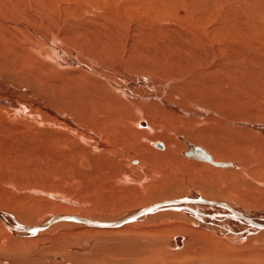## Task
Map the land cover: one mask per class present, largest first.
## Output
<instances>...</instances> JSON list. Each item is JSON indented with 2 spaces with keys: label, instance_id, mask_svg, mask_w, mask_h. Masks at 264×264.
Wrapping results in <instances>:
<instances>
[{
  "label": "rangeland",
  "instance_id": "374dc122",
  "mask_svg": "<svg viewBox=\"0 0 264 264\" xmlns=\"http://www.w3.org/2000/svg\"><path fill=\"white\" fill-rule=\"evenodd\" d=\"M21 21L24 23L22 24ZM0 29V51L2 50L0 59L3 60L0 62V71H4L0 72V98L5 95L4 98L8 96L7 98L13 104L22 106L29 104L27 106L29 112H27L32 113L28 114L19 110L18 114H15L12 113L14 109L6 111L7 109L0 104V109L3 108L0 111L1 210L8 212L27 226L40 224L53 215L68 213L101 221L106 219L115 221L131 211L147 207L151 203L155 204L159 200L174 199L175 196H172L153 201V195L155 197L157 193L161 195L172 187L171 189L175 188L174 190L182 193L175 198L189 194L192 189L215 201L242 207L244 211L251 212L257 218L262 216L260 214L264 213V185H259L255 180L264 183V163H258V166L256 164L250 169L257 171L260 175L250 176L248 180L247 176L240 172L239 177L236 173L213 169L208 165H206L208 167H198L197 162L187 161L183 157L181 152L185 151L184 147L177 145L175 146L177 156H174V162L171 163L166 159L162 161V158L160 160L154 157L151 167L146 166L144 170L138 171L130 162L120 160L122 159L120 155L124 153V156L129 157L128 159L131 156L140 158L148 155L139 149L135 151V148H128L132 142V133L131 140L128 139L127 142L115 136L117 143L115 140H110L112 145L109 143L111 145L109 146L117 150L120 155H115L117 152L113 150L111 153L108 149L106 151V148L93 147L97 144V140L109 141L104 134H108L110 129L117 126L119 115L133 109L129 102L122 108L109 104L106 92L93 79L102 80V72L113 81L121 78L129 81L131 78L147 77L150 80L148 85L155 88L157 85L159 88L164 87L159 92L162 95L159 99L163 97L173 103L177 101L178 103L175 102L174 106L177 104L192 112L188 113L186 118L184 116V119L199 120L200 124H197L194 130H190L193 135L196 134L192 140L199 143V146L206 148L212 154L220 155L221 161L243 164L247 163L246 158L252 162L256 161L260 157L257 158V153L250 147L251 145L246 144L243 145L244 147L234 145L224 124L232 126L231 128L249 121L264 124V0H13V2L0 0ZM16 29L20 30H18L19 33ZM21 29L24 30L21 32ZM27 30L28 33H26ZM50 33H52L51 36ZM24 34L28 37H23ZM63 35L68 37L65 36V38ZM29 36L36 38L35 40L27 39ZM34 48L39 49L36 51ZM58 49L62 54L65 52L73 56V58L66 56L70 59L69 63L67 59L66 61L59 59V64H62L64 69L57 64L58 61L51 59L52 56H41V52L57 54ZM50 50L53 51L50 52ZM16 51L20 53L22 51V53H16ZM31 52L40 56L37 57ZM13 59L23 66L19 67ZM10 61L14 66H8L11 64ZM1 63L2 66L4 63L3 70ZM59 66L63 70H60ZM8 68L10 70L5 72ZM46 79L52 80V83L47 82ZM58 79L60 83L56 82ZM55 82L58 84L56 85ZM60 87H65V90ZM138 90L142 92L140 94L143 95L142 98H145V104L155 102L157 99L156 96L146 95L148 92L142 85L138 86ZM24 91H28V94ZM57 95L61 99L57 98ZM63 98L66 99L64 102ZM51 99H56L53 104ZM57 100L58 103H55ZM74 104L78 105L73 107ZM61 106L62 111L59 110ZM32 107L33 110L37 108L36 112L32 110ZM194 112L202 117L194 115ZM65 113L68 114L65 115ZM213 117L218 123L215 120L209 122V119ZM217 118H220L219 121ZM233 119V122L229 121ZM174 122L177 123L178 120L169 118L160 120L158 123L167 131V133H160L174 137L168 133L169 129L175 128ZM211 127L219 131L209 132V129L213 130ZM198 129L204 131L197 132ZM173 131L176 132V130ZM179 131L184 133L183 130ZM83 134L86 138L89 137L90 141L84 142L83 138H80ZM74 137L77 139L74 140ZM126 152L131 154L128 155ZM83 157L86 160H82ZM122 168L134 171V173L129 172L132 183H120V179H123V175L119 173ZM146 176L150 179H146ZM111 178L115 180V184ZM235 178L242 180L235 182ZM244 181L252 184L250 188L241 185ZM124 185L126 189L116 191L120 186L125 188ZM31 189L36 190L37 193H29ZM45 192L70 198L63 200L64 198L61 199L62 197H57L55 194L53 198H48L43 195ZM175 213L166 212L164 216L161 214L160 218L157 217L158 220L154 217L140 222L141 224L137 223L121 230L107 232L88 231L83 228L81 230L76 225L62 224L51 234L42 235L33 240L27 239L23 244L18 242L14 245H11V239L14 240L16 236L13 233L9 234L0 222V264L4 260L9 264H67L62 260L56 261L55 257L65 259L70 262L68 264H167L166 262L168 264H264V234L256 233L257 235L253 237L234 242L221 235L220 237L218 233L221 231L218 230L201 228V231H197L198 227L192 224L191 217ZM225 221H223L225 227L236 226L234 229L238 231L244 228L241 225V228L239 225H234L232 220L225 219ZM230 222L231 225H229ZM143 229L146 232H143ZM178 235L186 239V249L182 248L183 250L173 252L167 244ZM194 237L206 243V246L193 247L191 240ZM139 245L144 249L138 247ZM159 245H161L160 248ZM161 247H164L166 252ZM187 249L192 250L193 253L185 256L183 253ZM159 253L161 256H157ZM177 254L178 257H176ZM168 256L171 258L173 256V259ZM81 259H84V262Z\"/></svg>",
  "mask_w": 264,
  "mask_h": 264
},
{
  "label": "bare ground",
  "instance_id": "6f19581e",
  "mask_svg": "<svg viewBox=\"0 0 264 264\" xmlns=\"http://www.w3.org/2000/svg\"><path fill=\"white\" fill-rule=\"evenodd\" d=\"M6 2V1H5ZM4 2V3H5ZM12 2H13V0H12ZM8 3H9V1H8ZM2 4V3H1ZM8 5V4H7ZM6 5V6H7ZM9 5H11V4H9ZM9 7V6H8ZM10 8V7H9ZM9 10V9H8ZM10 15H12V14H10ZM10 18V17H9ZM14 17H12V19H13ZM17 18V17H16ZM25 20V19H24ZM24 20H22V21H24ZM14 21H15V19H14ZM17 21V20H16ZM22 21H21V23H22ZM19 22H20V20H19ZM24 23V22H23ZM22 23V24H23ZM36 23V22H35ZM38 23V22H37ZM15 26V25H14ZM30 26V25H29ZM25 27V26H24ZM29 28H31V27H29ZM29 28H28V30H29ZM6 29V28H5ZM12 30V29H11ZM17 30V29H16ZM19 30V29H18ZM17 30V31H18ZM24 30V29H23ZM22 29H21V32L23 31ZM28 30H27V32L26 33H28ZM0 31H1V29H0ZM20 31V30H19ZM19 31H18V33H19ZM32 31V30H31ZM41 31H42V29H41ZM7 32V31H6ZM30 32V31H29ZM4 33V32H3ZM32 33V32H31ZM31 33H30V36H31ZM42 33V32H41ZM44 33H45V31H44ZM68 33V32H67ZM6 34V33H5ZM40 34V33H39ZM46 34V33H45ZM44 34V35H45ZM51 34L52 33H50V36H51ZM57 34V33H56ZM8 35V34H7ZM25 35V34H24ZM42 35V34H41ZM54 35V34H53ZM53 35H52V38H53ZM6 36V35H5ZM9 36V35H8ZM20 36H22V35H20ZM27 35H25V36H23V37H26ZM29 36V38H27V39H30V38H32L33 37V35H32V37H30ZM46 36V35H45ZM57 36V35H56ZM64 36V35H63ZM62 36V37H63ZM66 36V35H65ZM64 36V37H65ZM10 37V36H9ZM8 37V38H9ZM28 37V36H27ZM49 37V36H48ZM66 37H68V35L66 36ZM65 37V38H66ZM2 38V37H1ZM35 38L36 37H34V38H32V39H34L35 40ZM42 38V37H41ZM47 38V37H46ZM45 38V39H46ZM48 39V38H47ZM50 39V38H49ZM72 39V38H71ZM70 39V40H71ZM74 39H75V37H74ZM5 40V39H4ZM38 40V39H37ZM1 41H3L2 39H1ZM7 41V40H6ZM12 41V40H11ZM30 41V40H29ZM49 41H52V40H49ZM72 41H74V40H72ZM26 42V41H25ZM30 42H33V40L32 41H30ZM40 42H42V41H40ZM76 42V41H75ZM37 43V42H36ZM39 43V42H38ZM37 43V44H38ZM62 43V42H61ZM60 43V44H61ZM67 43V42H66ZM11 44H13V42H11ZM16 44V43H15ZM20 44V43H19ZM30 43H28V45H29ZM40 44V43H39ZM43 44V43H42ZM48 44V43H47ZM57 44V43H56ZM65 44V43H64ZM63 44V45H64ZM70 44H72V42H70ZM77 44V43H76ZM26 44H24V46H25ZM31 45V44H30ZM35 45V44H34ZM41 45V44H40ZM68 45V44H67ZM6 46H8V45H6ZM11 46V45H10ZM14 46V45H13ZM33 46V45H32ZM41 46H43V45H41ZM54 46V45H53ZM22 47V46H21ZM20 47V48H21ZM28 47H30V46H28ZM45 47V46H44ZM44 47H43V49H44ZM47 47V46H46ZM56 47H57V45H56ZM63 47V46H62ZM67 47V46H66ZM84 47V46H83ZM82 47V48H83ZM10 48H12V47H10ZM32 48V47H31ZM8 49V48H7ZM15 49V48H14ZM16 49H18V48H16ZM34 49H36V48H34ZM39 49V48H38ZM38 49H36V51L38 50ZM54 49V48H53ZM85 49V48H84ZM94 49V48H93ZM22 50V49H21ZM25 50V49H24ZM28 50V49H27ZM40 50H42V48L40 49ZM44 50H46V49H44ZM55 50V49H54ZM90 50V49H89ZM2 51V50H1ZM0 51V52H1ZM5 51V50H4ZM10 51H13V50H10ZM19 51V50H18ZM29 51H30V49H29ZM49 51V50H48ZM53 51V50H52ZM51 50H50V52H52ZM76 51H77V48H76ZM87 51H88V49H87ZM86 51V52H87ZM92 51V50H91ZM6 52V51H5ZM24 53L26 52V51H23ZM38 52H40V51H38ZM75 52V51H74ZM94 52V51H93ZM7 53V52H6ZM16 53H20V52H17L16 51ZM21 53H22V51H21ZM20 53V54H21ZM32 54H35V52H31ZM42 53V55L41 56H49V57H51L52 56V58L51 59H54V61H58V65H61V67H62V64H59V59H63V60H65L66 61V56H68V57H72L73 58V56H71V55H69V54H66L65 52H64V54H62V52L61 51H59V49H58V53L56 54V53H53V54H51V53H49V52H46V53H44L43 54V52H41ZM81 53H82V51H81ZM84 53H85V50H84ZM87 53H89V52H87ZM10 54V53H9ZM15 54V53H14ZM19 54V55H20ZM77 54V53H76ZM3 55V54H2ZM8 55V54H7ZM11 55H12V53H11ZM18 55V56H19ZM26 55V54H25ZM37 57H39L40 55L38 54H35ZM89 55V54H88ZM91 55H93L92 53H91ZM6 56V55H5ZM5 56H4V59H5ZM15 56H17V55H15ZM14 56V57H15ZM24 56V55H23ZM36 56H34V57H36ZM83 56V55H82ZM87 56V55H86ZM1 57V56H0ZM22 57V56H21ZM26 57H27V55H26ZM33 57V58H34ZM36 57V58H37ZM88 57V56H87ZM32 58V59H33ZM46 58V57H45ZM74 58L76 59V56H74ZM92 58V57H91ZM7 59V58H6ZM11 59V58H10ZM29 59H30V57H29ZM40 59V58H39ZM47 59V58H46ZM16 60H17V58H16ZM31 60V59H30ZM29 60V61H30ZM34 60H35V58H34ZM37 60V59H36ZM41 60V59H40ZM87 60V59H86ZM85 60V61H86ZM1 61H3V60H1L0 59V62ZM5 62H6V60H4ZM8 61H9V59H8ZM13 61H14V59H13ZM18 62H19V60H17ZM17 61H14V63L16 62L17 63ZM23 61V60H22ZM26 61V60H25ZM32 61V60H31ZM37 61H39V60H37ZM42 61V60H41ZM47 61V60H46ZM46 61H45V63H46ZM77 61V60H76ZM79 61V60H78ZM11 62V61H10ZM33 62V61H32ZM67 62L69 63L70 62V59L68 58L67 59ZM74 62V61H73ZM90 62V61H89ZM99 62H101V61H99ZM8 63V62H7ZM22 63V62H21ZM24 63V62H23ZM30 63V62H29ZM28 63V64H29ZM52 63H53V60H52ZM61 63H64V62H61ZM86 63V62H85ZM18 64V66L20 67V66H23V65H19V63H17ZM17 64H16V66H17ZM31 64V63H30ZM40 64V63H39ZM56 64V63H55ZM56 64V65H57ZM91 64H93V63H91ZM103 64V63H102ZM9 65H13L14 66V64H12V62H11V64H8V66ZM25 65V64H24ZM33 65V64H32ZM41 65V64H40ZM44 65V64H43ZM49 65H52V64H49ZM105 65H107V64H105ZM1 66H2V63H1ZM5 66H6V68H7V65L5 64ZM42 66V65H41ZM53 66H54V64H53ZM70 66V65H69ZM89 66H90V63H89ZM3 67H4V63H3V66L1 67V69L3 70ZM46 67H48V66H46ZM49 67H51V66H49ZM56 67V66H55ZM54 67V68H55ZM60 67V66H59ZM58 67V68H59ZM60 67V70H63L65 67H62L61 68ZM78 67H79V65H78ZM94 67V66H93ZM102 67V66H101ZM100 67V68H101ZM11 68H13V69H16L15 67H12L11 66ZM57 68V67H56ZM73 68H75V67H73ZM79 68H81V66L79 67ZM112 68V67H111ZM119 68V67H118ZM46 69V68H45ZM50 69V68H49ZM48 69V70H49ZM89 69V68H88ZM92 69V68H91ZM97 69H98V67H97ZM103 69H105L104 67H103ZM7 70H10L9 68L8 69H5V72L7 71ZM30 70V69H29ZM68 70H69V68H68ZM74 70V69H73ZM77 70V69H76ZM80 69H78V71H79ZM110 70V69H109ZM72 71V70H71ZM75 71V70H74ZM81 71V70H80ZM122 71V70H121ZM212 71V70H211ZM0 72H4V71H0ZM39 72V71H38ZM68 72H70V70L68 71ZM73 72V71H72ZM84 72H85V70H84ZM60 74H61V71L59 72ZM59 73H58V75H59ZM63 73V72H62ZM77 73V72H76ZM80 73H82V72H80ZM113 73V72H112ZM124 73V72H123ZM135 73V72H134ZM64 74V73H63ZM77 74H79V73H77ZM86 74V73H85ZM92 74V73H91ZM114 74V73H113ZM8 75V74H7ZM53 75H55L54 73H53ZM70 75H73L72 73H70ZM80 75V74H79ZM101 75H103V79L101 80V79H93V81H95V83L96 84H98V85H100L101 87H102V90L104 91V92H106V95H107V97H108V99H107V101L109 102V104L111 103L112 105H114V106H117V107H120V108H122V107H126V105H127V102H129L131 105L130 106H132L133 107V109L131 110V111H128V113H126V114H122V115H119V118L117 119L118 121H117V126H114L113 127V129L111 130H109L110 132L108 133V134H104V135H106V137L108 138V140L109 141H107V142H104L103 140L102 141H100V140H97V144L95 145V146H93V147H95V148H97V149H105L106 148V151H107V149L111 152L113 149H111V145H112V143L110 142V140H115V142L117 141L118 142V140H116V138L115 137H118L119 138V140L120 139H122V141H124V142H127V141H129L128 139H130V136H131V133H132V135H133V138H131L130 140L132 141H130L131 143H130V146H128V148H135L136 150L135 151H143V152H146L148 155H146V157H137V156H131V158L130 159H128L127 158V156H124V154H122V155H120L119 153H118V151L116 150H113V151H115V152H117V153H115V155H120V157H122V159H120V160H124V161H126V162H130L131 163V165H133L134 166V169H136V170H138L139 171V169H142V170H144V168L146 167V166H150L151 167V163H152V158L154 159V157H156L155 159H157V158H162V161H164L165 159H166V161H169V162H171L172 163V161L175 159L174 158V156H177V151H176V147L175 146H179V147H184V149L183 150H185V151H183V152H181V154L183 155V157L185 158V159H187V161L188 160H192V161H194V162H197L198 164H196V166H206V165H208V166H210V167H212L213 169H217V170H228V171H230L232 174H240V173H243V174H245L246 176H247V179L249 180V177L251 176H253L254 177V175H256L257 176V174H258V172L257 171H251L250 169H252V167H254V166H256V164H257V166H258V163H260V164H262V163H264V124L262 125V124H258L257 122H254V121H251V122H253V123H251L249 120V122H244L243 124H237L236 126H235V128L237 127V129H235V128H231L230 126H228V125H226V124H224L225 125V127H226V130H227V132H228V134H229V136H231V137H229V138H231V139H233L232 141H233V143H234V145L236 144V145H240L239 147H244L243 145H246L247 144V146H250L251 148H253V150L255 151V153H257V158L258 157H260L258 160H256V161H251V160H248L247 158H246V161H247V163L246 164H243L242 162L240 163V162H233V161H221V158L222 157H220V155L218 156L217 154H212V153H210L206 148H204V147H201V146H199V143H196L194 140H192V138L194 137V136H196V134L195 135H193L192 134V130L191 129H193L194 127H196L197 126V124H200V122H199V120L198 119H196V120H198V121H195V119L194 118H187V119H184V118H186V115L188 114V113H192L190 110H188V109H184V108H181L179 105H177L176 104V106H174L175 104V102H177V101H175L174 103L173 102H171L168 98L167 99H164L163 97H161V99H159L160 98V96H162V95H160L159 94V92H161L162 91V89H164V87L162 86V87H160L159 88V86L157 85V88H155L154 86H151V85H148L147 83H148V81L150 82V80H148V78L147 77H142V79H130L129 81H127V80H124V79H117V80H119V81H113V80H111L110 79V77L109 76H107L105 73H103L102 72V74ZM66 76V75H65ZM76 77H77V75H75ZM80 76H82V75H80ZM85 76V75H84ZM49 77V76H48ZM56 78H58V76H55ZM127 77V76H126ZM46 78H47V76H46ZM59 78H63V77H59ZM69 78V77H68ZM78 78H79V76H78ZM34 79V78H33ZM52 79V78H51ZM64 79V78H63ZM76 79V78H75ZM127 79V78H126ZM56 80V79H55ZM60 80H62V79H60ZM5 81V80H4ZM46 81H47V79H46ZM49 81H51V83H52V80H48L47 82H49ZM59 81V79L56 81V82H58ZM56 82H55V84H56ZM50 83V82H49ZM49 83H47V84H49ZM59 83H60V81H59ZM22 84V83H21ZM46 84V83H45ZM58 84V83H57ZM56 84V85H57ZM41 85V84H40ZM143 86L144 88H145V90H146V92H148V93H146V95H148L149 97H154V96H156L157 97V99L155 100V102H151V103H148V104H145L144 103V99L145 98H142V94H140V90H138V86ZM160 85V84H159ZM64 86H65V84H64ZM71 86V85H70ZM8 87H10V86H8ZM90 87V86H89ZM48 88V87H47ZM61 88V87H60ZM65 88V87H64ZM64 88H61V89H64ZM71 88V87H70ZM94 88V87H93ZM51 89H52V87H51ZM61 89H60V91H61ZM90 89V88H89ZM4 90V89H3ZM25 91H26V89H24ZM58 90V89H57ZM65 90V89H64ZM12 91H13V89H12ZM24 91V92H25ZM181 91V90H180ZM22 92H23V89H22ZM28 92V91H27ZM27 92H25V93H27ZM30 92V91H29ZM63 92V91H62ZM72 92H73V90H72ZM85 92H86V90H85ZM15 93H17V92H15ZM46 93H48V92H46ZM45 93V94H46ZM52 93H54V92H52ZM56 93H59V92H56ZM76 93V92H75ZM87 93V92H86ZM142 93V92H141ZM143 93H145V92H143ZM28 94V93H27ZM29 94H31V92L29 93ZM74 94V93H73ZM0 95H1V93H0ZM12 95H13V92H12ZM18 95V94H17ZM175 95V94H174ZM5 96V95H4ZM4 96L2 95L1 96V98H0V104L3 106V108L4 109H7L6 111H10V110H8V109H14V111H12V113L14 112L15 114H18V112L17 111H19V110H21L22 112H27L28 110H29V108L27 107L28 105H26V106H22L21 104H19V105H21V106H19V105H16V103L15 104H13L12 103V101L9 99V98H4ZM47 96V95H46ZM56 96V95H55ZM58 97L57 98H60L59 97V95H57ZM67 96V95H66ZM73 96V95H72ZM78 96V95H77ZM173 96V95H172ZM3 97V98H2ZM14 97H16V96H14ZM17 97H19V96H17ZM20 97H21V94H20ZM36 97V96H35ZM49 97V96H48ZM50 97H51V94H50ZM65 97V96H64ZM79 97V96H78ZM82 97V96H81ZM185 97V96H184ZM40 98V97H39ZM44 98V97H43ZM22 99V98H21ZM35 99V98H34ZM61 99V98H60ZM177 99H178V97H177ZM19 100V99H18ZM52 100V99H51ZM56 99H54V100H52V104H53V101H55ZM64 100H66V99H64L63 98V102H64ZM70 100H72L71 98H70ZM20 101V100H19ZM24 101V100H23ZM36 101V100H35ZM43 101V100H42ZM59 101H61V100H59ZM78 101H80V100H78ZM173 101V100H172ZM32 102V101H31ZM44 102H47L48 103V101H44ZM72 102V101H71ZM80 102H82V101H80ZM79 102V103H80ZM85 102V101H84ZM21 103V102H20ZM34 103V102H33ZM36 103V102H35ZM55 103H58V100H57V102H55ZM55 103H54V105H55ZM60 103V102H59ZM66 103H68V102H66ZM70 103V102H69ZM78 103V104H79ZM178 103V102H177ZM22 104H24V102L22 103ZM77 104V105H78ZM36 105V104H35ZM61 105H63V104H61ZM65 105V104H64ZM63 105V106H64ZM76 105V106H77ZM196 105V104H195ZM39 106V105H38ZM43 106V105H42ZM58 106V105H57ZM71 106V105H70ZM75 106V104L73 105V107ZM75 106V107H76ZM30 107V106H29ZM41 107V106H40ZM40 107H38V108H40ZM48 107V106H47ZM3 108H1L0 109V111H2V109ZM44 108V107H43ZM42 108V109H43ZM48 108H50V107H48ZM60 108V107H59ZM47 109V108H46ZM183 109V110H182ZM32 110H33V107H32ZM35 110V109H34ZM33 110V111H34ZM36 110H37V108H36ZM36 110H35V112H36ZM44 110V109H43ZM48 110V109H47ZM50 110V109H49ZM57 110V109H56ZM55 110V111H56ZM60 111H62V106H61V109H59ZM65 110V109H64ZM68 111H69V109H67ZM71 110V109H70ZM82 110V109H81ZM32 111V112H33ZM51 111V110H50ZM54 111V110H53ZM202 112H204L203 110H201ZM17 112V113H16ZM29 112V111H28ZM27 112V113H28ZM31 112V111H30ZM57 112V114H58V111H56ZM64 112V111H63ZM62 112V113H63ZM67 112V111H66ZM113 112V111H112ZM26 113V114H27ZM34 113V112H33ZM116 113V112H115ZM205 114H207L206 112H204ZM9 114H11V112L9 113ZM25 114V115H26ZM28 114H32V113H28ZM59 114H60V112H59ZM66 114H68V113H65V115ZM114 114V113H113ZM195 114H197V115H199L200 116V114H198V113H196V112H194V115ZM19 115H20V113H19ZM24 115V114H23ZM63 115V114H62ZM11 116V115H10ZM27 116V115H26ZM185 116V117H184ZM4 117V116H3ZM21 117V116H20ZM66 117V116H65ZM69 117H70V115H69ZM71 117H73V116H71ZM184 117V118H183ZM200 117H202V116H200ZM212 117V116H211ZM30 118V117H29ZM55 118V117H54ZM74 118V117H73ZM115 118V117H114ZM164 118H169V119H173V120H178V122L176 123V122H174L173 124H174V126H175V128L173 129V130H176V132L175 131H173L172 129H169V131H168V133L170 134V135H173L174 137H168L166 134H161L162 132H165V133H167V131L165 130L166 128L164 127V126H162V125H160L158 122L160 121V120H162V119H164ZM207 119V118H206ZM209 119V118H208ZM219 119L220 118H217V120L219 121ZM31 120V119H30ZM34 120V119H33ZM42 120V119H41ZM211 120H215V117H213V118H211V119H209V122L211 121ZM63 121H65V120H63ZM158 121V122H157ZM216 121V120H215ZM228 121V120H227ZM229 121H231V122H233L234 121V119L233 120H229ZM5 122V121H4ZM8 122V121H7ZM29 122V121H28ZM68 122H70V120L68 121ZM163 122H164V120H163ZM217 122V121H216ZM243 122V121H242ZM264 122V121H263ZM263 122H260V123H263ZM6 123V122H5ZM93 123V122H92ZM201 123H203V121L201 122ZM214 123V122H213ZM218 123V122H217ZM235 123V122H234ZM237 123V122H236ZM20 124H21V122H20ZM64 124V123H63ZM67 124V123H66ZM95 124V123H94ZM97 124V123H96ZM215 124V123H214ZM68 125V124H67ZM72 125V124H71ZM74 125V124H73ZM93 125V124H92ZM167 125V124H166ZM220 125V124H219ZM218 125V126H219ZM37 126V125H36ZM69 126V125H68ZM75 126V125H74ZM77 126V125H76ZM79 126V125H78ZM82 126V125H81ZM180 126V128L178 129V127ZM217 126V125H216ZM217 126V127H218ZM18 127V126H17ZM70 127V126H69ZM89 127V126H88ZM91 127V126H90ZM94 127V126H93ZM173 127V126H172ZM223 127V126H222ZM238 127H240L239 129H238ZM73 128V127H72ZM78 128V131H79V127H77ZM81 128V127H80ZM83 128V127H82ZM95 128V127H94ZM212 128V127H211ZM57 129V128H56ZM91 129V128H90ZM89 129V130H90ZM195 129V128H194ZM193 129V130H194ZM205 129V128H204ZM213 130H211V129H207L209 132L210 131H212V132H214V131H217L218 129L216 128H212ZM66 130V129H65ZM74 130V129H73ZM81 130V129H80ZM87 129H85V131H86ZM103 130V129H102ZM171 130V131H170ZM179 130H183L184 131V133H181L182 131H179ZM191 130V131H190ZM223 130V129H222ZM66 131H68V130H66ZM95 131V130H94ZM104 131V130H103ZM179 131V132H178ZM199 131H204V130H197V132H199ZM205 131H206V129H205ZM208 131H206V132H208ZM219 131V130H218ZM79 132H81V131H79ZM78 132V133H79ZM161 132V133H160ZM175 132V133H174ZM185 132H187V133H185ZM211 132V133H212ZM70 133V132H69ZM68 133V134H69ZM74 133V132H73ZM88 133V132H87ZM96 133V132H95ZM104 133V132H103ZM196 133V132H195ZM215 133V132H214ZM223 133V132H222ZM77 134V133H76ZM220 133L218 132V135H219ZM9 135V134H8ZM45 135H47V134H45ZM71 135V134H70ZM218 135H215V136H218ZM233 135V136H232ZM75 136V135H74ZM101 136V135H100ZM115 136V137H114ZM211 136V135H210ZM62 137V136H61ZM60 137V138H61ZM66 137V136H65ZM73 137V136H72ZM76 137V136H75ZM74 137V140L75 139H77V138H75ZM93 137V136H92ZM123 137V138H122ZM214 137V136H213ZM225 137H227L226 135H225ZM225 137H223V139H225ZM38 138V137H37ZM47 138H49V137H47ZM59 138V139H60ZM67 138H69V137H67ZM81 139L83 138V140H84V142H86V141H90L89 140V137L88 138H86L85 136H84V134L80 137ZM219 138V137H218ZM40 139V138H39ZM62 139V138H61ZM66 139V138H65ZM215 139V138H214ZM227 139V138H226ZM230 139V140H231ZM41 140V139H40ZM44 140V139H43ZM79 140V139H78ZM93 140V139H92ZM218 140V139H217ZM63 141H64V139H63ZM71 141V140H70ZM73 141V140H72ZM71 141V142H72ZM80 141V140H79ZM162 141V142H161ZM164 141V142H163ZM67 142V141H66ZM116 142V143H117ZM80 143V142H79ZM88 143V142H87ZM96 143V142H95ZM109 143H111V145L109 144ZM70 144V143H69ZM82 144V143H81ZM85 144V143H84ZM113 144H114V141H113ZM123 144V143H122ZM47 145H49V144H47ZM71 145V144H70ZM88 145V144H87ZM110 145V146H109ZM180 145H183V146H180ZM44 146H46V145H44ZM43 146V147H44ZM49 146H51V145H49ZM69 146V145H68ZM78 146V145H77ZM86 146V145H85ZM113 146H115V145H113ZM116 146H117V144H116ZM115 146V147H116ZM119 146H120V144H119ZM65 147V146H64ZM82 147V146H81ZM91 147V146H90ZM93 147H92V149H93ZM123 147V146H122ZM152 147V148H151ZM172 147H173V149H172ZM45 148V147H44ZM118 148V147H117ZM125 148H127V147H125ZM125 148H124V150H125ZM127 148V150H129ZM154 148V149H153ZM210 148V147H209ZM212 148V147H211ZM248 148V147H247ZM78 149H79V147H78ZM120 149V148H119ZM139 149V150H138ZM156 149V150H155ZM198 149H201L202 151L204 150V154H196V155H194V152L195 153H198L197 151H195V150H198ZM46 150V149H45ZM56 150V149H55ZM54 150V151H55ZM91 150V149H90ZM209 150H211V149H209ZM83 151H85V150H83ZM87 151V150H86ZM85 151V152H86ZM108 151V152H109ZM122 151V150H121ZM135 151H131V152H135ZM109 152V153H110ZM142 152V153H143ZM206 152V153H205ZM212 152V151H211ZM87 153H89V152H87ZM112 153V152H111ZM127 153V152H126ZM63 154V153H62ZM70 154V153H69ZM128 155L129 154H131L130 152L129 153H127ZM66 155V154H65ZM77 155H79V154H77ZM84 155V154H83ZM85 155H86V153H85ZM138 155H141L140 153H138ZM208 155V156H207ZM87 156V155H86ZM141 156H143V155H141ZM145 156V155H144ZM246 156V155H245ZM254 156V155H253ZM256 156V155H255ZM68 157V156H67ZM119 157V156H118ZM86 158V157H85ZM174 158V159H173ZM253 158H255V157H253ZM84 159V157L82 158V160ZM88 159V158H87ZM119 159V158H118ZM164 159V160H163ZM256 159V158H255ZM84 160H86V159H84ZM115 160H116V157H115ZM119 160V162H121ZM161 160V159H160ZM154 161H156V160H154ZM174 162V161H173ZM193 162V163H194ZM116 163H118V161L116 162ZM130 163H129V165H130ZM192 163V164H193ZM125 164V163H124ZM205 164V165H204ZM93 165V164H92ZM115 165V164H114ZM130 165V167L132 168L133 166H131ZM193 165H195V164H193ZM94 166V165H93ZM110 166V165H109ZM153 166V165H152ZM208 166H206V167H208ZM113 167V166H112ZM155 167V166H154ZM147 168V167H146ZM264 168V167H263ZM95 169V168H94ZM98 169V168H97ZM110 169H112V168H110ZM133 169V168H132ZM96 170V169H95ZM94 170V171H95ZM93 171V172H94ZM97 171V170H96ZM131 171V173H134V171L133 170H129V168L128 169H126V168H122L121 169V171L119 172L121 175H123V179H120V183H127L128 184V182H131L132 181V179L130 180V177H129V172ZM141 171V170H140ZM92 172V173H93ZM109 172V171H108ZM114 172V171H113ZM136 172V171H135ZM142 172V171H141ZM145 172V171H144ZM144 172H142V173H144ZM240 172V173H239ZM95 173V172H94ZM116 173V172H115ZM146 173V172H145ZM259 173H261V172H259ZM139 174V173H138ZM229 174V173H228ZM95 175V174H94ZM108 175V174H107ZM110 175V174H109ZM260 174H258V176H259ZM158 176V175H157ZM156 176V177H157ZM245 176V177H246ZM112 177H113V175H112ZM155 177V176H154ZM237 177V176H236ZM239 177H240V175H239ZM114 178V177H113ZM119 178V177H118ZM139 178V177H138ZM146 179H150V177L149 176H146L145 177ZM232 178L234 179V176H232ZM112 179V178H111ZM251 179V178H250ZM254 179V178H253ZM253 179H251V180H253ZM112 180H114V179H112ZM155 180H156V178H155ZM154 180V181H155ZM238 179H236L235 178V182L237 181ZM242 180V179H241ZM241 180H238L239 182L241 181ZM119 181V180H118ZM259 185L261 184V185H264V183H262V182H258L257 180H255ZM114 182V184H115V180L113 181ZM141 182H143V181H141ZM140 182V183H141ZM166 182V181H165ZM247 182V181H246ZM252 182V181H251ZM132 183V182H131ZM234 183V182H233ZM127 184H126V186H127ZM157 184V183H156ZM237 184V183H236ZM246 184H247V186H246ZM107 185V184H106ZM122 185V184H121ZM139 185V184H138ZM206 185V184H205ZM241 185L242 186H244V187H249L250 188V185H252V184H250L249 182H247V183H245V181L244 182H241ZM114 186V185H113ZM125 186V185H124ZM126 186H125V188H123L122 186H120V188H117L116 189V191L118 192V189H120V190H122V189H126ZM203 186V185H202ZM238 186V185H237ZM241 186V187H242ZM108 187V186H107ZM145 187V186H144ZM263 187V186H262ZM172 188V187H171ZM168 189V190H166L165 192H163L161 195H159L158 193V196H157V194H155L156 195V197L153 195V201L156 199H158V198H167V197H176V195H180V194H182L181 192H178V191H176V190H174V189ZM178 188V187H177ZM176 188V189H177ZM190 188V187H189ZM109 189V188H108ZM256 189V188H255ZM182 190V189H181ZM246 190V189H245ZM253 190V189H252ZM259 190V189H258ZM111 191H113V190H111ZM29 193H32V194H36L37 193V191L36 190H30V191H28ZM108 192H109V190H108ZM140 192V191H139ZM258 192V191H257ZM254 193H255V191H254ZM259 193V192H258ZM39 194H40V192H39ZM41 194H42V192H41ZM49 194V195H48ZM55 194V193H54ZM54 194H52V193H49V192H45V194L43 193V195H46L48 198H53V196H54ZM114 194V193H113ZM112 194V195H113ZM119 194V193H118ZM256 194V193H255ZM57 197H62L61 199H63V200H69V196L68 197H66V196H64V195H58V194H55ZM116 197H117V195H115ZM107 197V196H106ZM174 197V199H166V200H159V202H157V203H155V204H152L151 203V205H149V206H147V207H143V208H140V209H138V210H135V211H131V213H129V214H127V215H125V216H123L121 219H118V220H115V221H107V219H106V221H101V220H96V219H92V218H86V217H81V216H77V215H73V214H59V215H53V216H51L49 219H47V220H43V222H41L40 224L38 223V224H36V225H25L23 222H21V221H19L16 217H13L11 214H9L8 212H5V211H3V210H1L0 209V222H1V224H3L2 226H4L7 230H8V233L9 234H14L15 236H16V238L13 240V239H11L12 240V244L11 245H14V244H16V243H18V242H21L22 244L24 243V241H27V239H34V238H37V237H39V236H42V235H48V234H51L52 233V231L54 230V229H56L57 227H60V225H62V224H72V225H76V226H78L79 228H81V230H82V228L83 229H88V231H95V230H99V231H103V232H107V231H117V230H121V229H123V228H126V227H128V226H131V225H134V224H137V223H140V222H145V220H149V219H153L154 217L155 218H160L159 216L161 215V214H163V216H164V214L166 213V212H171V213H174V212H176V213H180V215H181V213H182V215L183 214H185L186 216H188L189 218L191 217L192 218V224H194V226H197L198 228H196V230L197 231H201L200 229L201 228H207L208 230H211V229H213V230H218V231H221L220 233H218L219 234V236L221 235V236H223L224 238L226 237V238H228V240H230V241H243L244 239H246V238H250V237H253L256 233H260L261 235L262 234H264V213L262 212L261 214H260V216L261 217H256V216H253V214L251 213V212H247V211H244V209L241 207H238L237 205H229L228 204V202H220V201H215V200H213V199H211V198H209L208 196H204V195H201V194H198V192H196V191H194V190H192L191 189V192L189 193V194H187V195H181V196H178L177 198H175ZM110 198H112V197H110ZM110 198H108V199H110ZM101 200V199H100ZM155 200V201H156ZM158 201V200H157ZM161 201V202H160ZM74 204V203H73ZM76 204H78L77 202H76ZM264 211V210H263ZM215 212V213H214ZM66 213V212H65ZM175 213V214H176ZM255 213H256V211H255ZM256 215V214H255ZM162 216V215H161ZM167 216H168V213H167ZM173 217V215H170V217ZM158 218H157V220H158ZM176 218V217H175ZM224 218V220L223 221H225V219H228L229 221H231L232 220V222L234 223V225L236 224L237 226L239 225V227H240V225H241V227L243 226L244 228L243 229H245L244 231H238L237 229H234V227H236V226H234V227H231V226H228V227H225V225L223 224V221H222V219ZM153 221V220H152ZM222 222V224H221V222ZM229 221H228V223H229ZM150 223H151V221H149ZM218 222V223H217ZM225 222H227V220L225 221ZM156 223V222H155ZM220 223V224H219ZM141 224V223H140ZM229 225H231V222H230V224ZM69 226V225H68ZM135 226H137V225H135ZM192 226V225H191ZM145 227V226H144ZM240 227V228H241ZM74 229V228H73ZM77 229V228H76ZM146 229V228H145ZM145 229H143V232H146V231H144ZM156 229V228H155ZM147 230V229H146ZM150 230V229H149ZM195 230V229H194ZM212 230V231H213ZM153 231V230H152ZM155 231V230H154ZM160 231V230H159ZM137 232V231H136ZM7 233V234H8ZM191 233V232H190ZM198 233V232H197ZM201 233V232H200ZM210 233V232H209ZM214 233V232H213ZM216 233V232H215ZM137 234V233H136ZM142 234H144V233H142ZM217 234V233H216ZM215 234V235H216ZM209 235V234H208ZM257 235V234H256ZM137 236V235H136ZM190 236V235H189ZM206 236H207V234H206ZM220 236V237H221ZM18 237V238H17ZM199 237H201V236H199ZM122 238V237H121ZM137 237H135V239H136ZM218 238V237H217ZM231 238V239H230ZM131 239V238H130ZM13 241H16V242H13ZM139 241V240H138ZM141 241V240H140ZM190 241V240H189ZM192 242V245H193V247L195 246H206V243H204V242H201V240L200 239H198L197 237H194V238H192V240H191ZM58 242V241H57ZM259 242V241H258ZM3 243V242H2ZM95 243V242H94ZM129 243V242H128ZM139 243V242H138ZM144 243V242H143ZM164 243V242H163ZM144 245V244H143ZM163 245V244H162ZM191 245V246H192ZM7 246V245H6ZM132 246V245H131ZM160 246L161 245H159V248H160ZM167 246H169L170 248H171V251H173V252H177L178 250H180V249H182V248H185L186 249V239L183 237V236H177V237H175V238H173V239H171L170 241H169V243L167 244ZM2 247V246H1ZM12 247V246H11ZM128 247V246H127ZM133 247H135V245L133 246ZM138 247H140V245L138 246ZM148 247H149V245H148ZM155 247H158V246H155ZM200 247V248H201ZM140 248H142V247H140ZM145 248H146V246H145ZM151 248V247H150ZM162 248V247H161ZM164 248V247H163ZM162 248V249H163ZM204 248V247H203ZM132 248H130V250H131ZM139 249V248H138ZM142 249H144V248H142ZM153 250L154 249H156V248H152ZM191 249V248H190ZM192 249H194V248H192ZM6 250V249H5ZM123 250V249H122ZM126 250V249H125ZM128 250V249H127ZM126 250V251H127ZM129 250V251H130ZM149 250V249H148ZM159 250H161V249H159ZM163 250H165V248L163 249ZM183 250V249H182ZM74 251V250H73ZM81 251V250H80ZM156 251V250H155ZM185 252L183 253V255L185 254V256H187V254H189L190 253V255H191V253H193L192 252V250H189V249H187V250H184ZM122 252V251H121ZM156 252H158V251H156ZM164 252V251H163ZM165 252H166V250H165ZM114 253V252H113ZM116 253V252H115ZM117 253H119V252H117ZM123 253H126V252H124L123 251ZM138 253V252H137ZM139 253H141V251L139 252ZM181 254V253H180ZM118 255V254H117ZM123 255V254H122ZM126 255V254H125ZM156 255V254H155ZM154 255V256H155ZM158 255H160V253L159 254H157V256ZM6 256V255H5ZM138 256V255H137ZM161 256V255H160ZM165 256V255H164ZM163 256V257H164ZM166 256H167V254H166ZM176 256V255H175ZM175 256H174V258H175ZM6 257H8V256H6ZM18 257V256H17ZM141 257V256H140ZM156 257V256H155ZM169 257V256H168ZM176 257H178V254H177V256ZM182 257V256H181ZM181 257H179V258H181ZM20 258V257H19ZM107 258V257H106ZM165 258V257H164ZM169 258H171V257H169ZM183 258V257H182ZM181 258V259H182ZM260 258V257H259ZM56 261H64L65 263H70V262H68V261H65V259H63V258H59V257H55L54 258ZM90 259V258H89ZM88 259V260H89ZM135 259V258H134ZM139 259V258H138ZM168 259V258H167ZM171 259H173V256H172V258ZM74 260V259H73ZM78 260H80V259H78ZM77 260V261H78ZM82 260V259H81ZM84 260V259H83ZM82 260V261H83ZM109 260V259H108ZM141 260V259H140ZM165 260V259H164ZM178 260V259H177ZM76 261V262H77ZM172 261V260H171ZM216 261V260H215ZM218 261V260H217ZM216 261V262H217ZM12 262V261H11ZM84 262V261H83ZM86 262H88V261H86ZM161 262H163V261H161ZM17 263H18V261H17ZM20 263V262H19ZM119 263V262H118ZM121 263V262H120ZM154 263V262H153ZM167 264H168V262H166ZM170 263V262H169ZM2 264H9V262L8 261H3V263ZM64 264V263H63ZM80 264V263H79ZM88 264V263H87ZM117 264V263H116ZM122 264H124V263H122ZM164 264V263H163ZM212 264V263H211ZM227 264V263H226Z\"/></svg>",
  "mask_w": 264,
  "mask_h": 264
},
{
  "label": "water",
  "instance_id": "95a60500",
  "mask_svg": "<svg viewBox=\"0 0 264 264\" xmlns=\"http://www.w3.org/2000/svg\"><path fill=\"white\" fill-rule=\"evenodd\" d=\"M195 151H197L198 153H195V152H194V155H196V154H197V155H198V154H201L202 152H203L202 154H204V150L202 151L201 149H198V150H195ZM205 153H206V152H205ZM207 156H208V155H207Z\"/></svg>",
  "mask_w": 264,
  "mask_h": 264
}]
</instances>
